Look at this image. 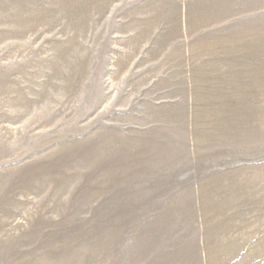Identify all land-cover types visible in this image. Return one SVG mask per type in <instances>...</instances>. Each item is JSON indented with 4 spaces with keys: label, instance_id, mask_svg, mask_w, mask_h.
Listing matches in <instances>:
<instances>
[{
    "label": "rangeland",
    "instance_id": "rangeland-1",
    "mask_svg": "<svg viewBox=\"0 0 264 264\" xmlns=\"http://www.w3.org/2000/svg\"><path fill=\"white\" fill-rule=\"evenodd\" d=\"M0 264H264V0H0Z\"/></svg>",
    "mask_w": 264,
    "mask_h": 264
}]
</instances>
